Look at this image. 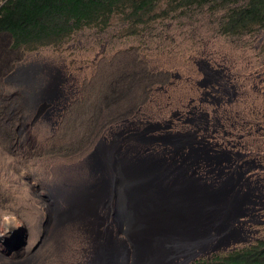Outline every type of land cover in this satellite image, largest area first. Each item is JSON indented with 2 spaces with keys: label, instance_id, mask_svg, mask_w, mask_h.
I'll return each instance as SVG.
<instances>
[{
  "label": "rangeland",
  "instance_id": "rangeland-1",
  "mask_svg": "<svg viewBox=\"0 0 264 264\" xmlns=\"http://www.w3.org/2000/svg\"><path fill=\"white\" fill-rule=\"evenodd\" d=\"M222 12V9L208 6L196 7L158 20L145 29L139 25L136 33L129 34L125 33L127 23L116 19L103 30L85 28L75 32L59 49H19L8 52V55H5L4 48L10 44L9 37L0 35V51L3 52L0 63L5 66L13 59L18 67V71L3 77L0 72V231H11V245L16 237L26 235V243L19 250H11V264H92V259L98 255L104 256L100 264H117L115 254L123 252L121 244L130 247L129 238L123 233L125 227L121 228V224L117 225L110 217L101 218L98 210L114 208L118 197L113 195L110 198L108 179L115 177L117 180L121 176L123 180L125 172L121 173L119 165L124 160L112 147L101 158L94 145L100 134L113 128L116 113L124 109L122 102L127 96L123 90L137 92L146 81L145 74H161L163 71L175 80V84L168 87L169 99L161 94L157 98L163 106L160 114L167 120L159 123L156 104L144 101V114L149 117L143 118L139 126L146 139L157 138L154 141L160 144L174 147L187 143L188 138L169 137L166 126L170 120L177 124L171 130L196 128L188 121L192 115L187 114V118L179 115L178 119V115L170 114L175 110L168 101L184 102L194 96L196 90L185 84L184 77L190 75L200 80L204 76L195 60L203 54L218 58V61L222 58L232 70L243 68L248 62L258 66L264 58V31L252 37L246 34L241 37L225 35L220 29ZM139 68L147 71L143 74L142 84L143 79L139 80L134 75ZM40 69L44 72L51 69L47 85L53 80L58 81L57 69L68 70L82 89V94L70 93L61 109L53 114L46 113V110L37 113L39 106L29 116L23 101L30 105L31 91L35 87L31 86L27 94L20 84H29L33 72ZM176 73L182 75L181 80H176ZM128 74L134 75L137 82ZM114 82L119 86V92L116 91L119 98L104 109L111 100ZM156 86L159 83L154 88ZM14 100L22 102L12 109L11 104L7 107V101ZM133 120V127H137L136 119ZM117 128L111 131H126L120 126ZM219 134L224 135L222 131ZM194 146L201 147L198 144ZM203 156V151L190 154L191 159ZM99 158L102 162L107 158L111 165L102 169L96 167ZM114 159H118L116 171ZM62 192H66L67 197L81 192V200L66 206ZM102 196L110 200L98 209V199ZM79 204L85 208L88 219L65 221L50 230L55 221L52 218L61 213L72 215ZM94 209H97L96 213H91ZM108 221H112L113 226ZM90 222H95L93 231H89ZM128 255L123 264H131L132 251Z\"/></svg>",
  "mask_w": 264,
  "mask_h": 264
},
{
  "label": "flooded vegetation",
  "instance_id": "flooded-vegetation-1",
  "mask_svg": "<svg viewBox=\"0 0 264 264\" xmlns=\"http://www.w3.org/2000/svg\"><path fill=\"white\" fill-rule=\"evenodd\" d=\"M248 35L257 36V33ZM197 59L195 62L199 63L198 69L204 76L200 80L190 75L184 77L185 84L193 91L196 90L194 96L184 102L168 101L173 104L175 110H171L170 114L178 115V119L179 115H184L183 117L186 118L187 114L192 115L188 121L196 128L187 130L180 127L178 130H171L177 124L170 120L166 126L169 129V137L188 138L187 143L170 147L165 143L155 142L157 138L144 137V131L139 125L143 122V118L149 116L144 114L143 102L156 104L157 121L159 123L166 121L164 115L160 114L163 106L159 104L157 98L161 94L168 100L170 97L168 87L174 85L175 80L169 78L168 72L163 71L161 74L150 72L149 75L145 74L146 81L143 83V74L147 71L139 68L134 75L136 74L139 80L143 79L141 90L137 92L131 90L134 94L123 90L127 96L122 102L125 104L124 112L116 113L115 125L100 134L94 147H97L98 154L112 147L122 160L128 162L152 158L171 162L172 165H181L186 175H191L200 184L210 187H218L226 181L233 184L232 191L243 196L245 201L242 205L244 215L231 223V229L235 230L237 238L244 241L225 249L229 250L250 243L258 237H264L261 235L264 233V58L258 66L248 62L243 68L232 70L225 65L222 58L218 61V58H210L203 54ZM14 71H18V67L15 66ZM50 74L51 69L48 72L42 69L35 71L29 83L31 86L34 84L35 87L31 93L29 106L34 110L40 106L37 113L46 110V113L53 114L61 109L59 105L68 100L70 93L77 96L82 94V89L73 75L68 70L57 69L58 81H55V93L50 97L46 96L44 90L49 89L51 85H47ZM134 75H131V78L137 82ZM181 76L176 73V80H181ZM70 80H74L73 83H70ZM53 82L54 80L51 83ZM156 83H159V86L154 88ZM184 107L188 109L184 110ZM133 119H136L137 127H133ZM119 126L126 131H111V129H119L117 128ZM159 127L163 128L162 125ZM219 131L224 135L219 134ZM197 151H203L204 156L191 159V152ZM220 154L224 157H215ZM175 175L169 174L168 179H172ZM102 176L104 175L101 174ZM108 199L110 200L106 197L104 202ZM98 211L101 213V218L107 219V210ZM108 223L113 226L112 221ZM25 238V234L16 237L13 242L17 243L14 246V243L11 245V231L6 233L0 231V264H11V250H19L22 244L26 243Z\"/></svg>",
  "mask_w": 264,
  "mask_h": 264
},
{
  "label": "trees",
  "instance_id": "trees-1",
  "mask_svg": "<svg viewBox=\"0 0 264 264\" xmlns=\"http://www.w3.org/2000/svg\"><path fill=\"white\" fill-rule=\"evenodd\" d=\"M204 6L223 10L220 29L225 35L240 37L264 30V0H0V35L10 40L9 46L4 48L5 55L19 49H59L75 32L85 28L103 30L113 20L120 19L128 25L125 33H136L139 25L145 29L158 20ZM15 65L13 59L5 66L1 62L2 77L10 70L13 72ZM129 72L133 73L131 69ZM20 85L25 93H30V84ZM121 85H124V77ZM118 88L114 82L111 100L104 109L119 98ZM20 102L7 101L6 105L11 104L12 109ZM23 102L30 116L34 108L28 106L26 100ZM1 108L5 111L3 106ZM122 112L124 109L119 113ZM189 264H264V237L233 249L201 254Z\"/></svg>",
  "mask_w": 264,
  "mask_h": 264
},
{
  "label": "water",
  "instance_id": "water-1",
  "mask_svg": "<svg viewBox=\"0 0 264 264\" xmlns=\"http://www.w3.org/2000/svg\"><path fill=\"white\" fill-rule=\"evenodd\" d=\"M54 93L55 81L51 83L49 89L44 90V94L49 97ZM103 153L99 154L101 158ZM101 158L95 165L102 169L107 163H103ZM117 162L116 159L113 160L114 169ZM134 162L147 164L146 167L142 165L137 169L139 174L155 175L158 172L154 165L163 166L166 179L169 174H176L172 179H168L170 190H165L163 194L158 193V189H146L151 181L135 186L136 197L141 199L143 194L145 198L142 199L145 201L139 202L141 207L137 208L138 213H141L136 219V224L140 226L137 236L144 235L148 239L161 236V239L169 241L184 234L189 242H192L181 247L169 246L167 248L169 256L159 264H189L201 254L225 250L244 241L235 236L231 223L244 215L242 205L245 198L232 191L233 184L229 181L218 187H210L200 184L193 176L186 175L181 165H172L171 162L152 158L137 159ZM96 210H92L91 213H96ZM114 214L116 215L115 212ZM128 237L130 239V235ZM197 239L200 241L194 243ZM130 242L135 255L132 241ZM150 250L151 246H143L142 252L148 253ZM175 259L178 261H174Z\"/></svg>",
  "mask_w": 264,
  "mask_h": 264
},
{
  "label": "bare ground",
  "instance_id": "bare-ground-1",
  "mask_svg": "<svg viewBox=\"0 0 264 264\" xmlns=\"http://www.w3.org/2000/svg\"><path fill=\"white\" fill-rule=\"evenodd\" d=\"M103 162L107 163L105 168H108L110 166L109 160L107 158H103ZM122 164H121L122 166L121 165L119 166H121V170H122L121 173L125 172V174H123L124 177L123 180L121 179V176H119L117 180L115 177H113L108 181L107 184L108 187L111 185L110 198H113V195L118 197L116 200V204H114V208L108 207L107 209L108 211H106L108 213L107 219L110 217L111 220H113L117 225L121 224V228L122 226L125 227L123 233L127 236L130 235L129 242L130 240L132 241V245L136 253L134 255L132 252L131 255L132 264H159L160 261H162L163 259H167V256H169L167 252V248L169 246L177 245L178 247H181L183 244L185 245L190 240H188L186 235L184 234H180L177 238H174V240H169V241L165 239H161V236H155L153 239H148L144 235L137 236V231L140 228V226L136 224V219L141 214L138 213L137 208L141 207L139 202L145 201L142 200L145 198H143V194L141 196V199L136 197L137 190H135V186H138L140 183L145 181H151L150 186H146V189L147 188L148 189L152 188L153 190L158 189V193L163 194L165 190H170V186H169L170 182H168V180L164 181L167 175L165 173V169H163V166L161 165H154V168H157L156 171L158 172L155 174L157 175V177L155 178L154 174L150 175L148 173L149 175H145L138 173L139 170L137 169H140L142 165L144 167L147 166V164L145 163L142 164L140 162L135 163L134 161L131 162L123 161ZM80 193L81 192L77 194L73 193L69 197H67V193L62 192V194L65 196L63 195L61 196L63 202L67 206L70 204L79 203L81 200ZM105 200L106 198L104 196L99 197L97 203L98 209L104 204ZM77 207L78 209L72 215L61 213L58 217L52 218L55 219V221L53 222V224L50 225L51 228L50 230H53L56 226L65 223V221L79 222L88 219L89 215L87 214L85 208H82L80 204L77 205ZM114 212L116 213V215L114 214ZM94 226H95V222L93 223L90 222L89 231H93ZM121 228H119L118 230L121 231ZM199 241L200 240L197 239L196 241H194V243ZM190 243L192 242H189L188 244ZM102 245L106 246L104 244ZM120 246H122L123 252L118 251L115 254V261L117 264H123L124 260L129 258L128 254L130 253V251H132L131 242H130V247H128V245L126 244L124 245L121 244ZM143 246H151L150 252L148 253L142 252ZM103 259H104L103 255H98L96 257L94 256V258L92 259V264H100L101 261H103ZM178 259H175L174 261H177ZM155 261H158V263L157 262L155 263Z\"/></svg>",
  "mask_w": 264,
  "mask_h": 264
}]
</instances>
